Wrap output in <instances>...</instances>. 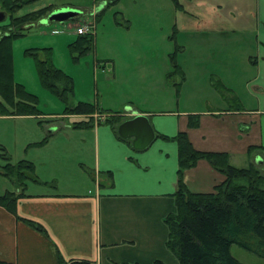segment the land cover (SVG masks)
<instances>
[{"label": "rangeland", "instance_id": "obj_1", "mask_svg": "<svg viewBox=\"0 0 264 264\" xmlns=\"http://www.w3.org/2000/svg\"><path fill=\"white\" fill-rule=\"evenodd\" d=\"M112 1L37 0L15 12L16 16H22L48 7L51 11L63 8L79 11L73 20L65 23L45 20L50 11L31 28L25 25L15 28L25 35L13 41L14 79L39 98L41 114L24 116L22 121L9 120L0 126L3 145L12 149L0 147V170L8 163L3 159L7 157L12 165L32 161L35 166L33 179L27 180L24 187L17 179H0L1 187L6 182L7 191L25 188L30 193L55 190L63 193L70 186H77V191L82 192L85 184L91 183L85 165L91 164L92 145L80 142L82 136L89 137V134L62 130L49 138V132L54 129L52 123L68 120L73 124L85 118L57 116L65 115V105L43 88L37 60L29 52H38L43 59L47 57L45 50H51L54 66L74 81L71 106L79 102L96 106L98 102L104 111L113 112L112 115L130 110L131 104L139 110H175L179 96L174 84L180 82L181 76L186 80L180 109L219 107L221 99L210 86V76H237L245 71L247 76H252L247 56L256 51L253 44L257 0H177V3L174 0H117L114 4ZM211 11L226 14L227 20L223 24L208 25L207 16ZM4 12L6 19L0 22V27L10 24L9 13ZM87 25L94 26V33L90 35L94 39L92 48L87 55L78 57L70 45L80 36L76 30ZM208 26L215 29L211 32ZM238 39H245L247 45L239 52L241 56H235V51L225 44ZM220 53H229V58ZM164 76H168L172 89L163 86ZM172 77L175 78L171 81ZM246 100L248 107L255 99L247 96ZM105 116L96 114L98 119L109 118ZM249 160L251 163L252 159ZM250 163L241 162L238 168L249 167ZM257 166L264 172L263 166ZM231 254L242 264H264V259L238 245L231 247Z\"/></svg>", "mask_w": 264, "mask_h": 264}, {"label": "crops", "instance_id": "obj_2", "mask_svg": "<svg viewBox=\"0 0 264 264\" xmlns=\"http://www.w3.org/2000/svg\"><path fill=\"white\" fill-rule=\"evenodd\" d=\"M256 3L253 44L256 51L247 56L252 76H247L246 71L237 76H210V86L215 88L221 106L205 110L180 109L186 80L181 76L180 82L174 84L179 96L175 110H139L131 104L130 110L120 112L123 120L133 114L149 117L157 138L146 150H135L132 140L122 139L117 129L106 123L108 118H96L98 112L90 117L57 115L64 119L81 117L85 120L79 122H89L79 129L68 120L62 124L52 123L54 129L49 132V138L62 130L89 134V137L82 136L80 142L92 145L91 164L85 165L91 183L85 184L82 192L77 191V186H70V190L63 193L57 190L30 193L17 189L22 195L17 202V215L0 207V261L10 264H61V261L75 260L95 264H154L157 261L180 264L167 247L169 228L165 222L168 215L177 211L179 148L172 138L185 132L195 149L227 153L235 167H241V162L250 163L248 149L251 146L264 148V0ZM225 20L226 14L220 11H211L207 16L208 25L223 24ZM208 28L211 32L215 29ZM225 44L235 51V56H241V49L247 48L245 39ZM220 54L229 58V53ZM167 81L168 76H164L163 86L172 89L171 82L169 85ZM247 96L255 99L248 107ZM96 106L102 109L98 102ZM18 118L22 121L24 116H0V126ZM197 120L198 127H190ZM17 142L16 138L15 144ZM3 144L0 137V147L10 151L11 148ZM253 162L264 170L263 153H255ZM0 179L7 181L2 175ZM224 180L225 176L204 160L183 175L192 193H212ZM7 190L5 182L0 186V196ZM27 221L42 226L44 231L36 230Z\"/></svg>", "mask_w": 264, "mask_h": 264}, {"label": "trees", "instance_id": "obj_3", "mask_svg": "<svg viewBox=\"0 0 264 264\" xmlns=\"http://www.w3.org/2000/svg\"><path fill=\"white\" fill-rule=\"evenodd\" d=\"M37 0H0L2 12L9 13V25L0 27V116L40 115L39 98L27 91L14 79L13 41L25 35L15 28L25 25L31 28L51 11L43 8L22 16L15 12ZM177 3V0H174ZM113 0L111 3H115ZM178 5V4H177ZM4 10V11H3ZM5 13V12H4ZM93 37L80 35L70 45L73 51L82 57L92 48ZM47 57L40 58L38 52H29L37 60L38 74L44 89L57 97L64 105L65 115L93 116L97 112H107L97 106L79 102L71 106L75 96L73 79L56 68L51 60V50H45ZM92 119V118H90ZM120 113L110 115L106 123L118 128L123 122ZM89 122H78L75 129L88 125ZM193 121L190 127H198ZM170 140L166 136H160ZM179 148L178 189L175 194L177 211L167 216L165 222L169 228L167 247L178 258L180 264H242L232 254L231 247L238 245L264 259V172L255 165V153H263L264 148L251 146L248 156L252 159L249 167L238 168L231 164L227 153L204 152L194 148L185 132L172 138ZM0 175L14 178L24 184L32 180L35 166L31 162L21 161L17 165L10 163V158ZM207 161L213 169L225 176L222 184L212 193H192L183 181L184 172L197 166L200 161ZM30 175V177L28 176ZM35 181V180H34ZM23 191L25 188L22 189ZM16 191H8L0 196V207L17 215V202L21 197ZM38 231L43 227L27 221ZM0 264H10L0 261ZM61 264H95L89 261H61ZM128 264V263H125ZM154 264H165L157 261Z\"/></svg>", "mask_w": 264, "mask_h": 264}, {"label": "water", "instance_id": "obj_4", "mask_svg": "<svg viewBox=\"0 0 264 264\" xmlns=\"http://www.w3.org/2000/svg\"><path fill=\"white\" fill-rule=\"evenodd\" d=\"M79 11L76 9L63 8L52 11L45 20L56 23H65L73 20ZM6 19V14L0 11V22ZM119 137L124 140H132V146L137 151H144L156 140V132L146 115L133 114L125 119L117 128ZM261 162V160H259Z\"/></svg>", "mask_w": 264, "mask_h": 264}, {"label": "built area", "instance_id": "obj_5", "mask_svg": "<svg viewBox=\"0 0 264 264\" xmlns=\"http://www.w3.org/2000/svg\"><path fill=\"white\" fill-rule=\"evenodd\" d=\"M94 26H83V28H78L76 30L77 35H91V33L93 32ZM94 33V32H93Z\"/></svg>", "mask_w": 264, "mask_h": 264}]
</instances>
